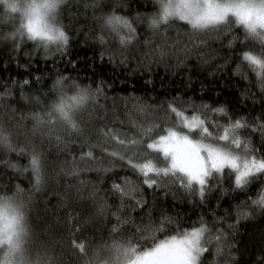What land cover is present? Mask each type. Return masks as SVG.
I'll use <instances>...</instances> for the list:
<instances>
[{
    "label": "trees",
    "instance_id": "1",
    "mask_svg": "<svg viewBox=\"0 0 264 264\" xmlns=\"http://www.w3.org/2000/svg\"><path fill=\"white\" fill-rule=\"evenodd\" d=\"M113 12L128 19L136 30L126 49H121L117 39L107 33L105 45L97 40L100 24L96 18ZM158 12L156 0H68L61 10L60 22L71 36L70 47L64 55L48 53L47 59L43 49L34 50V43L25 38L17 51L15 41L5 37H11L17 30L18 21L0 18V126L12 133L14 145L28 152L35 145L44 154L46 164L44 183L37 190L32 173L25 171L29 163L27 152L19 155L17 151L0 150V192H17L19 188L30 206L31 228L26 247L32 264L38 258H43L45 264H110L112 239L119 238L122 230L126 229L128 234L134 231L130 224H117L114 205H119L120 199L112 190L113 182L128 187L125 176L141 185L142 178L124 161L108 155V151L118 146L111 139L103 142L97 129H112L121 138L153 137L157 141L160 134H166L164 130L170 123L179 122L174 113L168 112L170 101L189 118L201 104L212 108L224 106L236 117L255 119L264 112V94L257 77L242 61L245 51L261 52L258 42L247 39L235 24L209 36L193 34L186 22L174 20L171 26L162 25L155 32L149 29L148 22ZM121 35L128 39L126 31ZM161 50L166 53L163 59ZM101 51L105 52L103 61ZM109 56L113 62H109ZM121 59L125 62L121 63ZM57 74L94 87L104 81L106 98L101 97L99 103L106 105V109H97L91 117L85 112L81 117L83 139L97 145L92 149L94 159H80L82 150H88L87 146L82 149L81 137L70 138L74 152L69 154L59 149L46 132H33L32 115L45 112L55 98L51 86ZM37 77L41 78L39 83ZM25 80L29 84L25 85ZM137 102L148 105V111L134 110ZM211 115L209 111V118ZM150 126L152 131L140 134L141 128ZM251 139L259 155L264 151L260 134L252 133ZM73 156L78 176L71 175ZM145 156L155 160L157 154L145 147L141 162H149ZM158 163L164 166L162 154ZM81 180L87 183L81 184ZM258 183H264V177ZM94 186L97 198L109 205L106 216L97 215V201L90 196ZM231 188L232 179L224 175L219 183L213 181L206 202L201 203L198 196L189 195L178 181L162 188L142 185L135 199H125L122 214L136 223L141 217L147 221L149 211L154 220H159L163 213L179 221V230L175 222L168 225L167 236L200 227L199 221L203 219L207 222L205 226L213 230V243L209 245L212 251L205 254L203 264H264V214L257 211L251 219L237 223L236 212L246 210L243 202L247 197ZM137 199L144 203L133 210L131 205ZM229 225H235L234 234ZM113 228L117 231L113 232ZM217 232H222L228 241L220 256L214 255ZM157 236L167 238L164 232ZM73 241L83 243L85 253L74 248Z\"/></svg>",
    "mask_w": 264,
    "mask_h": 264
},
{
    "label": "snow or ice",
    "instance_id": "2",
    "mask_svg": "<svg viewBox=\"0 0 264 264\" xmlns=\"http://www.w3.org/2000/svg\"><path fill=\"white\" fill-rule=\"evenodd\" d=\"M158 3L159 12L148 22L149 29L155 32H158L162 25L171 26L174 20L186 22L193 30V34L201 33L209 36L231 29L233 25L231 16H236L237 23H248L247 19L223 10L224 5L220 4V0H158ZM96 19L100 24L97 40L101 45L107 43L105 35L107 33L117 39L121 49L130 46L136 30L128 19L114 12ZM62 27L63 31L47 23L30 19L21 25L23 31L16 30L11 37H5V39L14 40V47L18 51L24 39V33H26L27 40L34 43V50L40 48L36 41H49L57 44L56 52L64 55L70 47L71 36L63 25ZM125 31L128 39L121 35ZM17 36L20 37L19 40L16 39ZM216 38L219 39L218 34ZM44 52L45 59H47V44ZM104 55L105 52L101 51L102 61ZM165 55L166 53L161 50V59ZM121 56H123L122 51ZM242 61L246 62L255 73L261 94H264V44L261 45L259 54L250 51L243 52ZM109 62H113L112 56H109ZM124 62L121 59V63ZM40 80L41 78L37 77L38 83ZM23 83L27 85L29 81L25 80ZM103 86V80L94 87L93 84H82L71 76L57 74L51 86L55 98L45 112L32 115L33 132H46L50 140L55 139L59 149L69 154L74 152L70 138L81 137L82 149L83 146H87L88 150L86 152L82 150L80 159L82 161L94 159L92 149L97 145L83 139L85 132L81 117L85 112H88L91 117L97 109H106V105L99 103L101 97L106 98ZM5 95H8V92ZM133 108L140 113H145L149 106L137 102ZM193 111L196 114L189 118L183 109L177 108L175 102L170 101L168 112L174 113L179 122L170 123L164 130L166 134H160L158 141H155L153 137H148V140L135 137L121 138L113 133L112 129L106 127L97 129V135L103 142L106 143L111 139L118 146L111 151L107 149L105 151H108L109 156L124 161L130 170L142 178L143 186L162 188L178 181L189 195L198 196L200 202L205 203L213 181L219 183L220 178L228 175L232 179L230 190L247 197V200L243 202L246 210L236 212L237 223L251 219L257 211L264 214V183H258L264 177V151H260L257 155L258 150L251 139V134L258 132L261 138V149H264V112H261L260 116L255 119L247 116L236 117L224 106L212 108L208 104H201ZM209 111L212 113L211 118L208 116ZM181 116L183 120H179ZM217 116L220 117L219 120ZM103 119L105 117H101V120ZM152 130L153 126L148 129L141 128L140 134L144 135ZM100 146L103 147V144ZM145 147L157 154L155 160L145 156L149 162H141L140 157ZM0 150L17 151L19 155L27 152L29 163L25 171L32 173L34 187L39 190L45 178L44 154L35 145L31 147L30 152L14 145L12 133L3 126H0ZM160 154L163 155L164 166L158 163ZM72 164L71 175L78 176L79 168L75 156H73ZM11 166L16 167V165ZM104 171L107 172L109 169H104ZM124 180L126 185H129L128 187L113 182L112 190L118 194L120 199V204L114 205L116 221L117 224H130L134 231L128 234L126 229L122 230L119 232V238L112 239L110 249L113 258L110 264H203V257L212 251L209 245L213 243V230L205 226L207 222L201 219L200 227L193 226L191 231L171 236H167L168 225L175 222L179 230V221H173L171 217L163 213L159 220H154L149 211L147 221L141 217L140 222L136 223L129 216L122 214L123 205L125 199H135V194L140 191L142 185L138 181L128 180L127 176ZM80 183L87 182L81 180ZM254 186L255 196H253ZM21 191L17 188V193ZM90 196L97 201V215L106 216L109 205L106 200L97 198L95 186ZM143 203L142 200L137 199L131 207L135 210L136 205H143ZM28 205V202L20 200L18 206L13 208L11 217L0 213V243L7 239L8 243L12 244L13 237H15V247L18 248L20 244L26 242L30 229L24 223L25 218L21 209ZM70 219L75 221V218L70 217ZM229 228L234 234L235 225H229ZM112 231L116 232L117 229L113 228ZM161 232H164L167 238L158 239L157 234ZM21 237H24V240H21ZM214 239V255L220 256L223 246L228 241L222 232H217ZM73 247L78 248L81 253L86 251L83 243L73 241ZM36 264H45V260L38 258Z\"/></svg>",
    "mask_w": 264,
    "mask_h": 264
},
{
    "label": "clouds",
    "instance_id": "3",
    "mask_svg": "<svg viewBox=\"0 0 264 264\" xmlns=\"http://www.w3.org/2000/svg\"><path fill=\"white\" fill-rule=\"evenodd\" d=\"M67 2L68 0H0V18L15 19L18 21L17 30L20 31H23L21 25L30 19L47 23L63 31L60 14ZM220 4L224 5L223 10L248 20L247 24L237 23L236 16L230 17L232 23L241 28L247 39L258 42L260 45L264 44V0H220ZM24 38L27 39L26 33H24ZM36 43L43 50L47 44L48 53L56 52L58 47L57 44L49 41L41 40ZM20 200L27 203L20 193L0 192V213L11 217L13 208L18 206ZM21 211L24 214V223L30 229V206L22 208ZM21 240H24V237H21ZM26 242L20 244L18 248L15 247V237H13L12 244H9L7 239L0 243V264H32Z\"/></svg>",
    "mask_w": 264,
    "mask_h": 264
},
{
    "label": "rangeland",
    "instance_id": "4",
    "mask_svg": "<svg viewBox=\"0 0 264 264\" xmlns=\"http://www.w3.org/2000/svg\"><path fill=\"white\" fill-rule=\"evenodd\" d=\"M156 1H157V3H158V0H156ZM158 6H159V3H158ZM159 10H160V6H159ZM158 140H159V139H158ZM158 140H157V141H158Z\"/></svg>",
    "mask_w": 264,
    "mask_h": 264
}]
</instances>
